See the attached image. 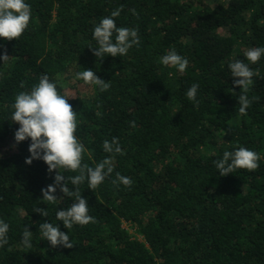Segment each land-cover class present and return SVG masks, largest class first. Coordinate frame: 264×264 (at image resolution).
I'll use <instances>...</instances> for the list:
<instances>
[{
  "label": "trees",
  "instance_id": "trees-1",
  "mask_svg": "<svg viewBox=\"0 0 264 264\" xmlns=\"http://www.w3.org/2000/svg\"><path fill=\"white\" fill-rule=\"evenodd\" d=\"M25 2L28 29L18 40L0 38V56H9L0 59V219L9 224L0 264H264V57L251 64L244 55L264 47V0ZM118 8L117 26L137 29L140 44L99 61L89 48L94 27ZM172 50L189 61L185 72L160 62ZM236 59L259 73L247 115L228 68ZM89 69L111 87L100 92L76 79ZM44 74L77 112L83 163L111 156L114 164L94 192L87 181L79 186L95 222L69 230L55 213L74 198L42 199L56 171L43 160L25 163L31 141L15 145L19 125L11 121L16 95ZM193 84L198 106L186 97ZM113 138L120 154L103 150ZM239 147L260 154L259 168L220 176L213 161ZM117 172L132 185H114ZM55 195L63 196L59 188ZM44 222L68 233L73 248L43 240ZM24 227L33 232L30 249L21 244Z\"/></svg>",
  "mask_w": 264,
  "mask_h": 264
},
{
  "label": "clouds",
  "instance_id": "clouds-1",
  "mask_svg": "<svg viewBox=\"0 0 264 264\" xmlns=\"http://www.w3.org/2000/svg\"><path fill=\"white\" fill-rule=\"evenodd\" d=\"M121 11L122 8L112 11L110 16L102 18L94 27L93 39L96 46L89 48L99 61L105 56L123 57L133 46L140 44L137 29L117 26L114 18L118 17ZM131 11L133 15L137 14L135 9ZM31 15V6L25 0H0V38L7 41L18 40L28 29ZM244 55L251 64H257L264 57V47L251 48ZM0 59L7 62L9 56L4 54ZM160 62L164 66L177 69L180 73L186 71L189 63L187 58L182 57L175 50L162 56ZM228 68L231 76L238 78L234 79V86L240 89L239 113L247 115V109L253 102L249 99L248 93L254 85L253 78L259 73L240 59L230 62ZM76 79L82 80L85 85L97 86L100 92H105L111 87L109 81L100 79L90 69L77 72ZM197 92V84L191 85L186 92L187 99L196 106L199 105ZM68 100L69 97L62 95L56 83L44 74L30 91H22L16 95L15 102L11 106L14 109L11 113V121L19 125L14 134L15 145L29 139L31 141L28 148L30 156L26 158L25 163L31 165L33 160H43L49 173L56 171L54 183L41 190L42 199L49 204H55L64 197L74 198L69 207L55 213L56 220L62 221L64 228L69 230L74 225L83 227L95 222V218L89 215L88 202L82 198L79 186L87 181L88 188L94 192L113 173L114 164L111 156L94 167L83 163L86 149L76 135L77 112L73 110ZM131 126H135L134 121L131 122ZM103 150L109 154H120L122 149L118 138H113L111 142L105 140ZM260 159L261 156L257 152L239 147L235 151H224L222 159L214 160L213 163L220 176H227L237 169L257 170ZM62 170L78 174L66 177ZM69 182L74 186V190L68 187ZM112 183L130 187L132 180L117 172ZM58 188L63 194L60 198L55 195ZM33 212L42 217L49 215L47 209L41 207L35 208ZM38 230L43 240H47L53 248L74 246L69 234L61 231L59 225L44 222L39 224ZM8 233L9 224L0 219V248L8 244ZM32 237L33 232L28 227H24L21 239L24 248L32 247Z\"/></svg>",
  "mask_w": 264,
  "mask_h": 264
},
{
  "label": "rangeland",
  "instance_id": "rangeland-1",
  "mask_svg": "<svg viewBox=\"0 0 264 264\" xmlns=\"http://www.w3.org/2000/svg\"><path fill=\"white\" fill-rule=\"evenodd\" d=\"M123 227L126 228L129 232L132 233L133 230L131 229V227H129V224L123 223Z\"/></svg>",
  "mask_w": 264,
  "mask_h": 264
}]
</instances>
